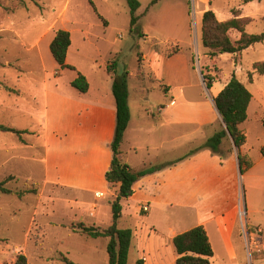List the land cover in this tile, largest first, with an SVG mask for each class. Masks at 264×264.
I'll list each match as a JSON object with an SVG mask.
<instances>
[{
	"label": "rangeland",
	"instance_id": "rangeland-1",
	"mask_svg": "<svg viewBox=\"0 0 264 264\" xmlns=\"http://www.w3.org/2000/svg\"><path fill=\"white\" fill-rule=\"evenodd\" d=\"M91 1L96 12L88 0H0V125L27 131L19 135L0 133V182L13 192L0 193V264H13L19 253L27 257L28 264H65L63 257L74 264H108V240L75 234L71 227L78 221L76 211H89L95 203L97 217H88L85 222L106 229L112 218L106 201L111 193L105 200H96L92 192L75 191V182L82 184L75 179V108L52 99L48 110L44 105V84L62 89L64 94L75 93L70 86L75 71L61 70L48 49L58 29L71 31L68 63L90 83L91 98L106 106L114 104L111 80L104 69L115 61L120 72L127 70L131 124L121 150L123 155L131 153V144L138 145L137 151L129 154L132 164L150 167L153 122L157 123L159 108L174 100L176 112L187 117L200 114L207 119L204 128L193 123L176 125L179 156L188 148L187 143L180 146L187 141L182 136H211L222 129L210 99L213 102L231 75L245 85L252 100L239 130L245 136L246 160L253 165L237 177L239 240L235 241V257H229L210 230L214 252L211 264H264V74L253 72V65L264 60V41L240 55L214 59L201 44V19L207 10L225 21L232 18V9H239L241 17L251 19L246 33L264 32V0H160L155 5H151L153 0H136L140 5L136 15L140 18L134 32H130L127 0ZM230 37L236 41L239 34L231 31ZM173 51L176 53L169 56ZM142 56L146 58L143 69L149 74L141 72ZM153 68L162 71L169 93L161 90L159 80L153 82ZM201 72L217 78L211 90L206 89ZM45 132L50 147L57 150L60 164L57 183L43 187L39 160L44 154ZM96 165L99 167L100 162ZM23 191L33 193L18 199L15 193ZM163 207L150 212L159 237L181 229L178 212ZM138 227L142 228L136 219L118 222L120 229ZM141 240L147 241L146 236L142 235ZM169 247L173 249L172 244ZM147 254L148 264H174V255L167 247L160 252L148 250ZM138 261L139 252L132 240L127 264Z\"/></svg>",
	"mask_w": 264,
	"mask_h": 264
},
{
	"label": "crops",
	"instance_id": "crops-1",
	"mask_svg": "<svg viewBox=\"0 0 264 264\" xmlns=\"http://www.w3.org/2000/svg\"><path fill=\"white\" fill-rule=\"evenodd\" d=\"M61 30L70 31L69 29ZM71 47L72 42L67 51V64H69L68 54ZM145 63L146 58L142 56L140 63L142 73H145L143 69ZM161 72L159 68H153L150 73L152 80L153 82L159 80L162 83L160 86L161 90L169 93V87L163 84V74ZM107 76L110 78L112 85L111 77L108 74ZM141 83H144V81L141 80ZM43 90V100L47 110L51 99L60 103H71L75 108V179L80 180V183H82L78 184L75 182V191L92 192L96 200H105L111 193L109 200H106L110 206V203L117 195L119 187L111 186L105 180V173L109 170L112 159L111 143L114 137L116 120L115 101L114 104L106 106L101 100L91 98L90 83L89 89L85 94H80L76 90L75 93L64 94L62 89L47 84H44ZM145 90H142L141 93H147ZM210 103L215 112L216 108L212 105L211 99ZM174 106L175 102L172 100L169 105L158 109L157 123L153 122L155 136L153 141L150 142L152 159L149 162V168L157 167L158 169L138 178L133 184L132 196L120 201L122 207L120 219H136L142 226V228L138 227L135 230L131 229L133 233L132 240H135L136 248L139 252V261H142V264H148L146 260L148 258V250L152 249L160 252L166 247L173 253L174 261V248L171 249L169 247L172 244V239L177 234L198 226L204 228L212 249L210 230L224 246L228 256L232 257L233 255L235 257V241L239 240L237 238L238 218L235 210V201L239 195L237 177L241 178L237 150L234 148L230 138V143L226 139L222 140L217 153L204 147L206 141L218 132L215 131L211 136L202 137L198 136V134L195 136H182L187 141L181 142L180 146L187 143L188 148L184 154L176 156V125L193 123L199 128H204L207 125V119L200 114L187 117L176 112L173 109ZM130 124L131 121H129L128 127L124 132L123 139L127 131H129ZM134 132L137 131L134 130ZM43 140L44 154L39 160V164L43 169L44 181L42 185L46 187L47 185L56 184L59 179L58 164H60V157H58L57 150H52V147H50V138L46 132L43 135ZM122 144L123 140L121 146ZM244 146L241 149V154L246 157V153L243 151ZM137 148V144H131V153L123 155L120 147L123 161L134 171L148 169L147 166L144 167V163L132 164L130 162L129 157L137 151ZM97 161L100 162L99 167L96 165ZM94 205L96 206L97 204H91L89 211L86 212L78 209L75 214L78 221L75 224L82 223L87 227L99 228L95 224L85 222L88 217L91 219L97 217L98 205L93 210ZM142 206H147L148 211L146 213H142L139 210ZM160 206H164L163 209H166V211L172 208L174 211L176 210L179 215L177 223L181 227L180 230L168 231V234L164 237H159L155 229V221L152 220V214L150 215V212L159 210ZM142 216L144 220L141 219ZM189 220H193L191 224H189ZM149 233L151 236L148 235ZM142 235L146 236L147 241L142 242ZM152 236H154L155 240L152 239Z\"/></svg>",
	"mask_w": 264,
	"mask_h": 264
},
{
	"label": "trees",
	"instance_id": "trees-1",
	"mask_svg": "<svg viewBox=\"0 0 264 264\" xmlns=\"http://www.w3.org/2000/svg\"><path fill=\"white\" fill-rule=\"evenodd\" d=\"M35 1V0H29ZM160 0H153L151 5H155ZM253 0H245L250 2ZM94 11L96 9L91 0H88ZM130 7V32L137 29L139 16L136 11L139 3L136 0H127ZM232 18L219 21L215 13L207 10L203 13L201 19V44L206 49L209 58L214 59L221 55H240L249 47L264 41V32L260 34L246 33V26L251 22L250 18L241 17V10L232 9L230 11ZM105 24V23H104ZM234 31L239 34V38L233 41L230 32ZM139 37H143L139 34ZM71 45V36L68 31L57 30L54 38L49 45V52L61 70L75 71L76 77L70 82V86L80 94L87 93L89 83L86 77L78 72L74 66L66 63L67 51ZM173 53L169 54L171 56ZM106 73L112 79L111 91L115 101L116 120L113 141L111 143L112 159L109 170L105 173V180L111 186H119L115 199L110 203L111 206V223L106 229L96 227H87L82 223L75 224L71 228L75 233H80L92 239H107L106 252L108 264H127L128 255L133 238L132 230L129 228H118V221L122 216V207L120 201L127 199L133 194V184L138 178L156 171L158 168H148L141 171L132 170L121 156V143L123 135L130 121V110L128 105L129 91L128 78L129 74L126 69L121 72L117 69V64L112 61L105 67ZM253 72L258 75L264 74V60L253 65ZM202 79L207 90H211L216 77H212L201 72ZM252 73L248 75L251 79ZM8 92H14L11 89H5ZM252 95L235 76L231 75L229 81L224 85L222 90L213 98L214 106L221 118L222 129L209 138L204 147L218 152V147L223 139H231L234 148L237 150V159L239 163V173L242 175L243 170L252 167V163L246 160L241 154V149L245 144V136L239 130V126L247 119V109L251 102ZM264 127V120H262ZM0 133L23 134L27 131H16L13 128L0 125ZM4 182H0V193L12 195L13 192L4 187ZM33 193L32 191H23L15 193L18 199L25 194ZM172 245L175 251L174 264H211L214 256L213 249L209 242L208 236L202 226L194 227L188 231L177 234L172 239ZM65 264H74L66 257L62 258ZM142 264V261H138ZM13 264H28L27 257L19 253L16 255Z\"/></svg>",
	"mask_w": 264,
	"mask_h": 264
},
{
	"label": "built area",
	"instance_id": "built-area-1",
	"mask_svg": "<svg viewBox=\"0 0 264 264\" xmlns=\"http://www.w3.org/2000/svg\"><path fill=\"white\" fill-rule=\"evenodd\" d=\"M95 208H93L94 210ZM142 213H146L148 211V208L147 206H142L140 209H139Z\"/></svg>",
	"mask_w": 264,
	"mask_h": 264
},
{
	"label": "water",
	"instance_id": "water-1",
	"mask_svg": "<svg viewBox=\"0 0 264 264\" xmlns=\"http://www.w3.org/2000/svg\"><path fill=\"white\" fill-rule=\"evenodd\" d=\"M217 111V110H216Z\"/></svg>",
	"mask_w": 264,
	"mask_h": 264
}]
</instances>
